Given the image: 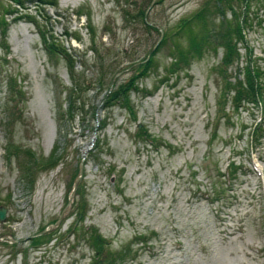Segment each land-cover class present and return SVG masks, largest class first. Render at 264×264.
I'll return each instance as SVG.
<instances>
[{
  "label": "rangeland",
  "instance_id": "rangeland-1",
  "mask_svg": "<svg viewBox=\"0 0 264 264\" xmlns=\"http://www.w3.org/2000/svg\"><path fill=\"white\" fill-rule=\"evenodd\" d=\"M145 1L0 0L8 23L4 35L0 22V207L7 210L0 264H264V140L250 145L264 105L234 112L233 94L214 72L221 50L174 76L170 41L139 76L160 31L174 30L207 0H155L147 20L158 33L124 22L122 10ZM249 17L245 41L264 72L262 8ZM91 27L102 54H113L114 76L98 71ZM41 33L67 51L72 73L61 54L48 53ZM239 46L231 74L246 64L248 50ZM117 89L128 92V108L104 105ZM69 106L77 108L68 113ZM55 148L56 168L25 177ZM81 164L70 207L53 228ZM92 232L108 250L99 258ZM43 235L48 241L33 245Z\"/></svg>",
  "mask_w": 264,
  "mask_h": 264
},
{
  "label": "trees",
  "instance_id": "trees-1",
  "mask_svg": "<svg viewBox=\"0 0 264 264\" xmlns=\"http://www.w3.org/2000/svg\"><path fill=\"white\" fill-rule=\"evenodd\" d=\"M12 1L23 6L22 0ZM115 1L119 2V0ZM152 1L150 0L149 3V0H146L143 4L140 5L141 7L134 6L135 11L132 13L129 12V9L124 8L122 10V17L124 19V22L129 24L140 23L145 31L158 33V26L149 23L147 20V14L149 12L148 10L150 5L152 4ZM53 3L54 2H49L50 5L55 4ZM132 5L133 4H131V6ZM147 5L148 10L145 8ZM127 7L130 6L127 5ZM261 8L264 14V0H207L200 10L195 12L190 17L182 19L176 25L174 30L168 32L160 31V33L162 34V37H160V42L157 47L150 52L148 60L146 58L142 60L143 63L146 60L148 62H146V64H142L139 76L142 75V69H146L147 67L152 68L154 66L155 56L157 55V53H159V51L162 50L163 47L167 46V43L169 45L170 41L171 43L174 42L175 44L170 57L171 63L169 64V72L174 76L178 75V73L181 71L184 72L185 70L189 69L193 61L202 59L206 55V53H211L212 51L217 54L221 50L223 52V57L220 64L214 68V72L220 78L222 88L226 90L228 94H233V96H231L230 98V101L232 105L231 107L232 109H234V112L238 113L241 110L249 112L257 109L261 105L263 106L264 72L261 71L260 68L256 67L253 63V60L251 59L252 51L249 50L246 44L244 34V29L253 28V26L251 25V19L249 17V12L253 9L259 10ZM228 14L231 15L230 18L227 17ZM217 19L220 20L219 23H215ZM0 22L3 24L2 32L5 35L7 33L8 23L5 19L4 14L0 16ZM89 29L91 30L92 43L90 51L95 54V63L99 65L98 71H102L101 74L105 76H114L115 72L117 71L114 68V61L110 60L113 54L107 52V49L105 50L107 54H102V52L96 45L93 28L91 27ZM41 36L43 38L44 47L46 48L48 53L53 55L61 54L68 64L69 71L72 73L74 64L67 51L63 49L59 50V47H56V45L51 43L50 41L52 40H48V37H46L44 34L41 33ZM183 37H185L187 44L183 45L179 41ZM239 45H242L246 51L248 50L245 67L240 72L242 76L239 73H237L238 75L236 73L231 74V67L235 63L238 64V61L240 60V51L242 48H240ZM5 49H7V47ZM232 79L234 80L233 83L231 82ZM77 86L78 84H76V88ZM127 87H129L128 90L132 92L137 91V88L134 85V81L130 84V86ZM18 94L19 96L23 95L21 91L18 92ZM127 95L128 92H126L124 89H117L109 93L108 96L105 97L104 105L108 107L109 105L119 103V105H122V107L128 108L129 106H127V103L124 100L125 98H127ZM11 99V102H14L16 99L14 92H12ZM74 103L76 104V100H74ZM76 108L77 107H75V109ZM75 109H71L69 106L68 113H70L71 111L74 112ZM263 122V119H261L259 123H256L251 133L250 145H254L255 148L263 144ZM56 151L57 149L55 148L49 159H47L46 161H36L33 164V167L35 168H32L30 166L27 172H24L25 177L30 179L32 174L29 173H32L33 169H35L34 171H42L47 168H56L58 163V158L55 157ZM232 169L233 165L231 166L230 171H232ZM240 169L241 168H236V171ZM28 185L31 186V183H28ZM31 187L34 188V181H32ZM84 216L85 213L80 214L76 222H82ZM46 237L47 235H43L33 239V245H40L45 241H48ZM89 239L92 249L96 254H98V258L100 257V253L103 254L104 251H108L105 250L106 244L104 240H102V238L96 232L90 233ZM107 261L109 264L111 263L110 259Z\"/></svg>",
  "mask_w": 264,
  "mask_h": 264
},
{
  "label": "water",
  "instance_id": "water-1",
  "mask_svg": "<svg viewBox=\"0 0 264 264\" xmlns=\"http://www.w3.org/2000/svg\"><path fill=\"white\" fill-rule=\"evenodd\" d=\"M153 4H155V0L152 1L151 7L153 6ZM151 7H150V8H151ZM150 8H149V10H150ZM149 10H148V11H149ZM161 37H162V36H161ZM82 167H83V165L81 164V165H80V168H79V175H78V177L76 178V181H75V184H74L73 190H72V192H71V194H70V199H69V201H68V204H67V206L65 207V209L63 210L60 219H59L58 222L53 226V228L59 226V224L62 222L63 218L65 217V215H66V213H67V211H68V209H69V207H70V204H71V202H72V199H73V197H74V195H75V192H76V189H77V186H78V181H79V179H80L81 176H82V172H83ZM6 217H7V210H6L4 207H0V224H2V223L5 222ZM47 230H48V229L42 231V233L39 234V235L45 234V233L47 232Z\"/></svg>",
  "mask_w": 264,
  "mask_h": 264
},
{
  "label": "bare ground",
  "instance_id": "bare-ground-1",
  "mask_svg": "<svg viewBox=\"0 0 264 264\" xmlns=\"http://www.w3.org/2000/svg\"><path fill=\"white\" fill-rule=\"evenodd\" d=\"M50 5V4H49Z\"/></svg>",
  "mask_w": 264,
  "mask_h": 264
}]
</instances>
